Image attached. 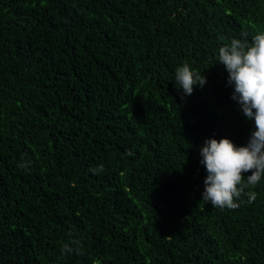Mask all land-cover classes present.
<instances>
[{"label":"trees","instance_id":"1","mask_svg":"<svg viewBox=\"0 0 264 264\" xmlns=\"http://www.w3.org/2000/svg\"><path fill=\"white\" fill-rule=\"evenodd\" d=\"M262 31L264 0H0V264H264V178L218 209L201 164L255 131L217 56Z\"/></svg>","mask_w":264,"mask_h":264},{"label":"clouds","instance_id":"2","mask_svg":"<svg viewBox=\"0 0 264 264\" xmlns=\"http://www.w3.org/2000/svg\"><path fill=\"white\" fill-rule=\"evenodd\" d=\"M217 60L229 73L228 83L234 86L232 98L240 104L243 114L254 120L255 131L247 146H237L228 138L205 141L201 164L207 176L202 200L218 209L235 210L240 207L238 201L242 196H246L249 203L255 201L256 193L250 189L264 178V31L258 32L250 43L231 39L219 48ZM175 83L185 95H191L195 86L203 87L207 83V78L185 63L176 69ZM90 171L95 174L102 171V166ZM246 173L251 174L246 176ZM81 251L79 239H70L61 247L65 255Z\"/></svg>","mask_w":264,"mask_h":264}]
</instances>
